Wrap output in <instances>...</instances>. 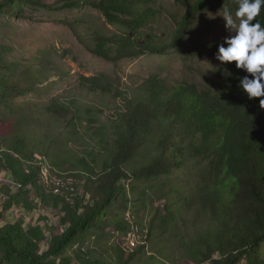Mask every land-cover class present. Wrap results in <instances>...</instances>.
Wrapping results in <instances>:
<instances>
[{
	"label": "trees",
	"instance_id": "1",
	"mask_svg": "<svg viewBox=\"0 0 264 264\" xmlns=\"http://www.w3.org/2000/svg\"><path fill=\"white\" fill-rule=\"evenodd\" d=\"M172 1L180 14L156 0L50 8H92L118 29L62 20L105 61L215 58L224 39L212 33L238 0ZM47 6L0 0V16ZM256 19L264 26V6ZM47 64L0 43V264H264V109L239 87L250 74L220 62L203 88L77 75L61 94L21 98L48 89ZM111 239L100 253L85 245Z\"/></svg>",
	"mask_w": 264,
	"mask_h": 264
},
{
	"label": "rangeland",
	"instance_id": "2",
	"mask_svg": "<svg viewBox=\"0 0 264 264\" xmlns=\"http://www.w3.org/2000/svg\"><path fill=\"white\" fill-rule=\"evenodd\" d=\"M45 8L30 9L25 17L0 16V43L10 46L13 52L27 56H36L40 60L48 61L47 82L40 87L48 88L43 92L30 94L21 98H34L45 100L50 96L61 94L76 86L77 75L92 76L102 74L121 84L141 82L150 75L170 80H187L198 87H209V80L215 71L220 68V62L214 57H190L184 59L175 52L164 55H142L135 58L121 59L111 62L88 52L71 28L62 20H73L84 16L91 28H98L104 33L118 31L106 24L101 13L95 9L83 7L77 9L54 10L50 8L57 0H38ZM157 4L169 8L171 13L180 14V9L172 0H156ZM216 15H211L208 20H214ZM85 26V25H84ZM216 33V34H215ZM215 37L226 38L234 35L228 27L218 28L212 33ZM67 73L59 79L56 73ZM28 219L35 220L37 212L28 215ZM12 217V215L10 216ZM48 218L55 223L57 219L48 212ZM27 219H25L26 221ZM1 225V224H0ZM136 241L132 235L128 244ZM114 239L97 244L92 241L85 245L90 246L96 253H100L103 246H111ZM124 244V238H122ZM2 252L0 250V257ZM6 264V263H2Z\"/></svg>",
	"mask_w": 264,
	"mask_h": 264
},
{
	"label": "clouds",
	"instance_id": "3",
	"mask_svg": "<svg viewBox=\"0 0 264 264\" xmlns=\"http://www.w3.org/2000/svg\"><path fill=\"white\" fill-rule=\"evenodd\" d=\"M262 6L264 0H238L236 19L225 8L226 27L234 35L224 38L223 44L218 46L215 59L221 63L234 61L236 69L250 74L251 78L245 75L239 80V87L249 100L262 98L259 107L264 109V26L256 19Z\"/></svg>",
	"mask_w": 264,
	"mask_h": 264
}]
</instances>
